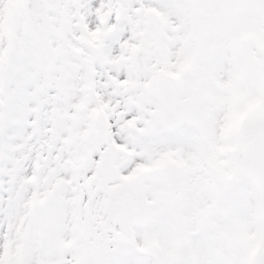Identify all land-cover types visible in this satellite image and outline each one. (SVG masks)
Wrapping results in <instances>:
<instances>
[{
	"label": "snow or ice",
	"instance_id": "snow-or-ice-1",
	"mask_svg": "<svg viewBox=\"0 0 264 264\" xmlns=\"http://www.w3.org/2000/svg\"><path fill=\"white\" fill-rule=\"evenodd\" d=\"M0 264H264V0H0Z\"/></svg>",
	"mask_w": 264,
	"mask_h": 264
}]
</instances>
